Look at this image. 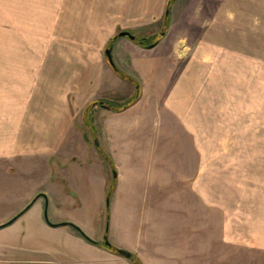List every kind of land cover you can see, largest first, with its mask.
I'll use <instances>...</instances> for the list:
<instances>
[{"label": "rangeland", "instance_id": "1", "mask_svg": "<svg viewBox=\"0 0 264 264\" xmlns=\"http://www.w3.org/2000/svg\"><path fill=\"white\" fill-rule=\"evenodd\" d=\"M132 1L0 0V122L9 121L4 118L12 117V113L51 107V101L56 100L51 98L60 90L67 91L60 88V83H72L70 74L80 65L86 67L97 58L105 64L111 37L120 33L112 24ZM176 2L185 4L187 0ZM227 3L242 5L237 15L248 22L243 25L249 31L253 25L256 33L255 21L259 20V47L264 53V0ZM157 28L151 31L160 32V26ZM165 51L163 45L158 48L154 64V60L159 64L166 56ZM212 58L205 68L202 66L207 75L202 89L206 96L208 86L212 92L211 137L203 126L189 128L188 137H164L169 145L186 142L211 146L210 210L206 208L205 213L203 198L198 195L195 199L188 197L192 178L182 180L188 176V168L179 165L182 162L177 151L165 152L163 167L156 169L160 183L152 199L150 181L155 169L124 168L126 179H120L118 188L117 170L110 162H99L93 156L92 145L78 143L73 147L78 164L72 162L73 158L66 162L60 156L53 157L52 164L48 161L36 169L30 182L36 193L27 206L33 204L15 222L0 228V264H264V55L259 57L257 76L254 73L252 78L251 70L247 72L245 87L240 77L246 75L243 67L229 66L227 89L218 54ZM245 59L251 61L245 56L244 63ZM57 72H61V79L45 81L46 75ZM110 97L115 102L123 100L118 93ZM208 106L202 105L201 111L200 104L192 106L193 117L202 124L208 122L203 119ZM88 133L90 140L92 130ZM195 154L194 167L189 170L197 174V190L201 186L208 193V184H198L204 171L198 166L199 159L203 162V152ZM177 163L179 166L172 167ZM46 167L51 171L49 179ZM170 171L174 177L169 176ZM102 176L108 177L106 189ZM40 195H45L46 201L38 199ZM6 208L3 203L0 212ZM236 219H242L243 233L242 229L235 232L239 226ZM63 223L75 224L99 245L83 238L90 248L67 239L62 232L72 227L61 226ZM48 224L59 226L48 230L44 226ZM226 227L231 228V234ZM205 228L210 230L209 240L204 238ZM107 239L117 249L132 252L133 257L128 259L108 250ZM11 258L12 262H6Z\"/></svg>", "mask_w": 264, "mask_h": 264}, {"label": "crops", "instance_id": "2", "mask_svg": "<svg viewBox=\"0 0 264 264\" xmlns=\"http://www.w3.org/2000/svg\"><path fill=\"white\" fill-rule=\"evenodd\" d=\"M176 1L172 2L171 25L166 31L164 30L165 32L162 29L165 27L169 0H134L130 6L126 4L124 11L119 13V17L112 24L114 31H129L138 38H148L153 41L159 39V42L151 47L129 37H118L113 41L112 46L115 65H111L107 59L106 63L102 64L98 58L92 60V64L86 67L80 65L78 71L70 74L72 83L65 85L60 83V88L67 91L66 93L63 90L58 91L57 96L51 98H56L51 101V107H43V110L35 112L12 113V117L4 118L9 121L0 122V207L3 208V203L7 205V208L0 212V226L17 216L20 218L31 207L23 212L24 207L36 193L30 182L34 179L37 168H41L48 161L52 164L53 157L60 156L65 158L66 162L70 158H73L74 164L80 162L73 150L78 143L92 145L93 156L99 162L106 160L103 153L113 160L118 171V188L120 179H126L124 168L135 166L140 170L149 167L155 169L150 181L151 197L145 191V195L152 199L155 197L153 192L158 188L156 184L160 183L157 181L159 177L156 169L163 167V159L167 157L165 152L174 154L177 151L179 153L177 158L182 162L179 165L188 168V176L182 174L184 176L182 180L187 177L192 178L188 197L195 199L198 195L200 199L203 198L205 213L206 208L211 209V146L186 142L169 145L164 142V137L165 135L188 137L190 133L188 129L197 126L207 127L208 136L211 137L212 92L208 86L206 96L202 89L207 79L202 66L205 68L210 64L208 59H213L212 57L218 54L221 78L222 75L225 77L223 86L227 89L229 66L241 65L246 72V75L240 76L241 85L245 87L246 83L243 84V81L246 82L248 78L247 72L251 70L252 78L254 73L257 76L259 57L264 55L259 47V20L255 21L257 31L254 33L253 25L249 31L243 25L248 22L244 21V17L237 15L241 4L234 3L228 6L227 0L222 3L220 0H201L202 2L196 0L195 3L187 0L185 4H178ZM154 26H158L157 30L160 26V32L151 31ZM184 35L188 37L187 43L191 46V50L185 59L177 60L173 55V44L178 36ZM162 45L167 50L166 56L160 59L159 64L154 60V64L153 56ZM245 56L251 57L249 63L247 59L244 63ZM61 78V72H57L52 76L46 75L45 81ZM208 81L210 82V79ZM196 91L198 95L195 96ZM117 93L123 96V100L115 102L110 97ZM135 94L139 95L138 100L127 108L113 109L114 106L120 107L129 102ZM197 97L199 100L195 101L194 98ZM104 100L112 103L108 102L105 105L107 107L100 103L93 104ZM207 103L208 112L203 119H207L208 122L204 120L202 124L200 119L196 120V117H193L192 106L200 104L201 111L202 105ZM90 130L92 135L89 140L87 136ZM198 151L203 152V162L201 163L199 159L198 166L204 169L202 180L198 184L203 183L202 186L208 184V193L204 188L201 190V186L197 190V174L195 170L192 172L189 170L190 167H194L195 153ZM206 152L209 154L206 155ZM171 157L175 159V155ZM177 165L178 163L172 167ZM46 171L45 176L49 179L52 176L51 171L47 167ZM169 176L174 177V173L170 171ZM178 178L181 179L180 176ZM102 179L104 180L102 186L106 189L109 183L108 177ZM141 180L143 183L144 179ZM134 181L137 182L136 179ZM40 197L46 201L45 195H40L38 199ZM171 198L174 199V196ZM235 221L236 225L239 222L235 232L242 229L240 232L243 233L242 219ZM44 226L49 230L59 225ZM230 229L226 227L225 230L231 234ZM62 233L67 239L91 248L87 243L88 240L74 227ZM204 233V238L207 236L209 240L210 230L205 228ZM12 260L13 258L6 262Z\"/></svg>", "mask_w": 264, "mask_h": 264}, {"label": "trees", "instance_id": "3", "mask_svg": "<svg viewBox=\"0 0 264 264\" xmlns=\"http://www.w3.org/2000/svg\"><path fill=\"white\" fill-rule=\"evenodd\" d=\"M173 1H175V0H169V3H168V7H167V9L168 10H171V8H172V2ZM170 15H171V11H170V13H169V15L166 17V22H165V27H164V30L166 31L168 28H169V26H170ZM119 37V34H117L116 36H114L113 37V41L114 40H116L117 38ZM136 41H138L140 44H142V45H145V46H152V45H154V44H156L157 42H159V39H156V40H154L153 42H149L148 41V39H145V38H136ZM113 46V42H111L110 43V45H109V47H112ZM138 98H139V95L138 94H135V96L129 101V102H127L126 104H122L120 107H113V109H117V108H119V110H121V109H125V108H127V106H129L130 104H132L134 101H136V100H138ZM100 103V105H102V106H104V105H107V103L106 102H104V101H99V102H96V103H93L94 105L95 104H99ZM93 104H91V106L93 105ZM103 155H104V157H105V159L108 161V162H110V164L112 165V167L114 168V169H116V167H115V165H114V163H113V160L110 158V157H108L106 154H104L103 153ZM113 190V187H111L110 188V191H109V195L111 194V191ZM33 203H31L28 207H27V209L32 205ZM27 209H25V210H27ZM24 210V211H25ZM23 211V212H24ZM22 212V213H23ZM21 213V214H22ZM66 224H68V225H71V226H73L76 230H77V232L79 233V234H81L83 237H85L88 241H90V242H93V243H95V244H99V243H97V242H95V241H91L88 237H87V235L79 228V227H77L75 224H73V223H66ZM60 225H62V224H60ZM3 226H0V228H2ZM105 247L108 249V250H110V251H112V252H116V253H118V249L116 248V247H114L113 245L112 246H108L106 243H105Z\"/></svg>", "mask_w": 264, "mask_h": 264}, {"label": "water", "instance_id": "4", "mask_svg": "<svg viewBox=\"0 0 264 264\" xmlns=\"http://www.w3.org/2000/svg\"><path fill=\"white\" fill-rule=\"evenodd\" d=\"M170 13V10L167 9L166 11V16H168ZM165 32V31H164ZM164 34V33H163ZM119 37H129L130 39L132 40H136V36L134 34H132L131 32L129 31H122L119 33ZM154 45H152L151 47H153ZM112 51H113V48L110 47L106 50V55H107V58L109 60V62L111 63V65H115L114 63V60H113V54H112ZM104 107H107L104 105ZM118 176V171L117 173L115 174V177ZM19 216L13 218L12 220H10L8 223H5L3 224L2 226L5 227L7 225H10L12 224ZM46 219L48 220V217L46 216ZM49 221V220H48ZM63 224H66V223H63ZM88 237V236H87ZM91 241H93L90 237H88ZM108 246H112V244L109 242V240L107 239V243H106ZM118 253L122 256H124L125 258H128V259H131L133 257V253L130 252V251H126V250H123V249H118Z\"/></svg>", "mask_w": 264, "mask_h": 264}, {"label": "clouds", "instance_id": "5", "mask_svg": "<svg viewBox=\"0 0 264 264\" xmlns=\"http://www.w3.org/2000/svg\"><path fill=\"white\" fill-rule=\"evenodd\" d=\"M187 35L178 36L177 40L173 44V55L177 60H183L187 57L191 50V46L187 43Z\"/></svg>", "mask_w": 264, "mask_h": 264}]
</instances>
